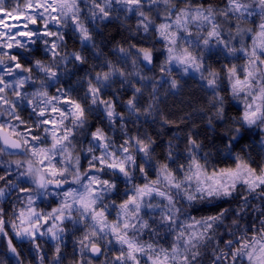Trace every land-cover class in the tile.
Wrapping results in <instances>:
<instances>
[{"label": "clouds", "instance_id": "9594fccd", "mask_svg": "<svg viewBox=\"0 0 264 264\" xmlns=\"http://www.w3.org/2000/svg\"><path fill=\"white\" fill-rule=\"evenodd\" d=\"M0 264H264V0H0Z\"/></svg>", "mask_w": 264, "mask_h": 264}, {"label": "rangeland", "instance_id": "374dc122", "mask_svg": "<svg viewBox=\"0 0 264 264\" xmlns=\"http://www.w3.org/2000/svg\"><path fill=\"white\" fill-rule=\"evenodd\" d=\"M21 18H17V20H13V19H9L8 20V23H17L18 22V20H20Z\"/></svg>", "mask_w": 264, "mask_h": 264}]
</instances>
